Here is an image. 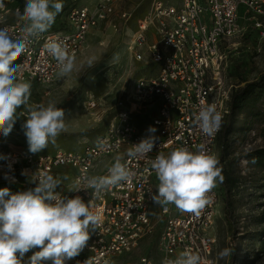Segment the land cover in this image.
<instances>
[{"label": "built area", "instance_id": "1", "mask_svg": "<svg viewBox=\"0 0 264 264\" xmlns=\"http://www.w3.org/2000/svg\"><path fill=\"white\" fill-rule=\"evenodd\" d=\"M20 1L3 0L4 7L0 8V28H7L13 36L20 34L24 24L16 15L17 9L23 11ZM77 1L71 0L68 6L66 30L48 28L38 33L29 50L16 61L22 65L20 80L31 85L54 83L58 77L57 62L44 49L45 42H64L76 58L89 33L117 13L118 0H100L95 6H78ZM242 5L245 10L240 14ZM11 14L16 20L5 22ZM119 16L129 20L132 13L121 11ZM241 20L251 23L264 36V0H181L179 5L155 0L149 12L137 19L128 47L135 61L154 69L150 75L132 82L97 143L51 153H31L25 147L0 153L4 182L33 188L29 179L38 182L41 174H51L62 182L57 192L62 196H81L100 215L101 226L90 229L86 247L67 264H118L120 257L132 253L152 236L156 227L152 211L157 205L152 197L159 181L150 161L159 153L167 155L178 147L196 152L203 145L216 157V145L236 87L229 78L232 61L225 43L242 32ZM209 104H214L223 117L219 131L212 136L203 134L195 121L198 110ZM147 109L153 111L148 116L152 125L149 129L154 128V133L148 128L143 131L136 123L137 115ZM149 135L157 138L154 149L144 156L129 158L127 150ZM110 156L114 158L100 168V161ZM118 156H123L121 162L135 172L131 183L122 182L99 194L87 188L83 178L108 175ZM75 188L82 190L70 191ZM206 198L209 202L198 216L181 212L174 204L158 205L162 217L158 253L143 254L130 264H162L165 258L176 259L186 249L198 253L202 264H217L212 233L220 202L217 183Z\"/></svg>", "mask_w": 264, "mask_h": 264}, {"label": "clouds", "instance_id": "2", "mask_svg": "<svg viewBox=\"0 0 264 264\" xmlns=\"http://www.w3.org/2000/svg\"><path fill=\"white\" fill-rule=\"evenodd\" d=\"M3 7L0 0V8ZM62 8V0H25L23 11H16L18 21L24 22L20 34L13 36L7 28H0V134L5 137L20 118L17 110L27 105L31 94V84L18 77L22 65L14 62L29 50L38 33L48 30ZM43 47L57 62L59 77L73 71L75 57L64 42L50 39ZM116 60L118 54L113 56V61ZM87 63L89 68L93 66L91 59ZM21 115L26 118L22 129L31 153L55 143L65 128V112L52 102L47 106H28ZM222 119L214 104L201 107L195 117L196 124L207 136L219 131ZM149 131L154 133L155 129ZM156 139L152 135L141 139L126 155L133 159L146 155L154 149ZM122 160L123 156H118L106 176L84 177L87 188L99 194L122 182L130 184L135 172ZM150 164L159 181L152 197L154 203L174 204L179 211L197 216L209 202L206 194L217 181L224 179L218 159L205 151L203 145H199L196 152L187 147H178L167 155L161 152ZM34 183V188L15 194L7 188L0 190V264H67L86 247L90 229L94 231L101 226V217L91 210L90 203L79 195L62 196L56 191L61 186L60 179L43 173ZM80 190L70 189L71 192ZM36 248L40 250L25 262V254ZM231 253L232 250L226 248L220 251L219 257ZM162 264H202V258L186 249L176 259L165 258Z\"/></svg>", "mask_w": 264, "mask_h": 264}, {"label": "rangeland", "instance_id": "3", "mask_svg": "<svg viewBox=\"0 0 264 264\" xmlns=\"http://www.w3.org/2000/svg\"><path fill=\"white\" fill-rule=\"evenodd\" d=\"M99 1L78 0L76 5L95 6ZM154 1L118 0L117 13L89 33L81 53L75 58V67L69 75L58 76L50 85H31L28 103L17 110L20 118L16 121L13 130L6 137L0 134V153L17 147L28 148L22 129L26 118L21 114L27 111L28 106L40 104L47 106L49 102L64 110L65 128L58 135L55 143H49L41 152L77 150L86 143H97L114 118L117 102L126 97L132 82L139 76L150 75L154 69L153 66L146 67L144 63L135 61L128 48L137 29V19L149 12ZM160 1L175 5L181 3V0ZM62 3V11L56 15L51 30L64 31L68 28L67 7L71 0H62ZM24 4L25 0L20 1L23 8ZM240 9V14H243L245 7L242 5ZM121 11H129L132 17L129 20L121 18L119 16ZM15 20L16 17L11 14L5 22L12 23ZM241 21L244 26L242 32L225 43L229 49V61L235 66L232 79L229 76L234 85L240 82L237 73L242 71L243 64L248 80L256 79L264 72V36H260L259 31L251 23ZM114 54H118L116 61H113ZM89 59L93 61V66L90 68L87 63ZM151 109H155V106ZM149 112L147 109L137 115L138 120L135 118L143 131L152 127ZM263 127L264 97L254 107L242 111L235 120L229 157L239 159L237 171L246 185L232 193L231 215H228L225 209L224 194L220 189V202L217 205L216 219L212 228L217 264H264V244L261 242L264 239V235L261 234L264 226L256 222L264 198L254 196V193L259 192L254 191L255 186H253L261 183L263 176L250 163V154L264 146L261 137ZM219 155L220 145L217 143L216 158ZM113 158L114 156H110L102 159L99 167H103ZM29 180V184L34 188L35 183ZM4 188L9 189L12 194L30 189L20 184L6 183L0 175V190ZM152 215L156 223L152 236L132 253L120 257L118 264H130L143 254L153 256L158 253L157 242L162 227L158 205L154 206ZM226 248L232 250L231 255L220 258V251ZM34 251L35 249L26 253L24 261H27Z\"/></svg>", "mask_w": 264, "mask_h": 264}, {"label": "trees", "instance_id": "4", "mask_svg": "<svg viewBox=\"0 0 264 264\" xmlns=\"http://www.w3.org/2000/svg\"><path fill=\"white\" fill-rule=\"evenodd\" d=\"M68 8V7H67ZM51 28V26L49 27ZM233 62L229 67V76L232 79V75L235 73L233 70ZM240 82L236 84V87L232 90L229 101V114L223 124L220 132L218 143L220 145V155L217 158L219 161V167L221 168V174L224 177L222 182H217L219 190L224 194L225 209L228 211V215L232 214V193L239 189L241 186H245L246 182L240 176L237 171V157L230 156L231 136L234 133V124L238 115L247 108H252L257 105L264 97V72H262L256 79L248 80L246 78L245 64H243L242 71L237 73ZM261 137L264 142V127L261 131ZM250 163L253 164L255 170L262 174L263 179L258 185H253L254 196H263L264 198V146L253 151L250 154ZM256 222L264 226V202L261 203L260 213L256 218ZM264 235V230L261 233ZM264 244V239L261 241ZM246 257V256H245Z\"/></svg>", "mask_w": 264, "mask_h": 264}]
</instances>
